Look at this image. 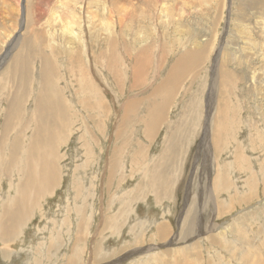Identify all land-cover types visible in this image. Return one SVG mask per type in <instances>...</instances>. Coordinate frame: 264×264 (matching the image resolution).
I'll return each instance as SVG.
<instances>
[{
  "label": "rangeland",
  "instance_id": "1",
  "mask_svg": "<svg viewBox=\"0 0 264 264\" xmlns=\"http://www.w3.org/2000/svg\"><path fill=\"white\" fill-rule=\"evenodd\" d=\"M61 1L0 0V264H264V0Z\"/></svg>",
  "mask_w": 264,
  "mask_h": 264
},
{
  "label": "bare ground",
  "instance_id": "2",
  "mask_svg": "<svg viewBox=\"0 0 264 264\" xmlns=\"http://www.w3.org/2000/svg\"><path fill=\"white\" fill-rule=\"evenodd\" d=\"M63 1V0H62ZM61 1V2H62ZM73 1V0H72ZM191 53V52H190ZM192 54L193 53H191V56H192ZM188 55V54H187ZM194 55V54H193ZM190 56V55H189ZM189 56H187V57H189ZM186 58V57H185ZM184 59V58H183ZM236 60H238V59H236ZM183 62V61H182ZM184 63V62H183ZM47 82V81H46ZM43 97V96H42ZM45 98V97H44ZM165 101V98H162V102H161V105H162V103ZM47 103V102H46ZM51 103V102H50ZM155 103H156V101H154V105H155ZM11 120V119H10ZM9 120V123L11 122ZM38 123V122H37ZM38 126H39V124H37ZM155 125V124H154ZM9 126V125H8ZM57 128V127H56ZM60 134V133H59ZM46 135H48V134H46ZM49 136H50V134H49ZM17 137V136H16ZM15 137V138H16ZM58 137V136H57ZM82 137H84V136H82ZM53 139V138H52ZM29 140V139H28ZM49 140H51V139H49ZM81 140H83V139H81ZM47 142H49V141H47ZM52 143H54V142H52ZM12 146H14V142L11 144ZM50 145V144H49ZM49 145H46V147L44 146V148L42 149L41 148V150H42V152H44L45 153V155L44 156H42L43 154H42V152H41V150H39L40 152H41V158H42V164H43V166H44V175H46V176H48L49 175V170H50V168H48V166H50L49 165V161H50V155L52 154L51 153V146H49ZM39 147V146H38ZM37 148V147H36ZM39 153V152H38ZM2 156H4V154L2 153ZM1 156V157H2ZM36 156V155H35ZM15 157H16V155H15ZM18 157V156H17ZM37 158V157H36ZM14 159V158H13ZM13 159H10V160H13ZM7 162H8V160H9V157H7L6 159H5ZM240 160V159H239ZM1 161V160H0ZM55 161V160H54ZM5 163V162H4ZM16 163V162H15ZM23 163V162H22ZM55 163V162H54ZM8 164V163H7ZM27 164V163H26ZM54 165L55 164H53V167H54ZM14 166V165H13ZM16 166V165H15ZM25 166V165H24ZM34 166V168H35V165H33ZM52 167V171H54V169L55 168H53ZM8 167H6V169H7ZM11 170V169H10ZM4 171H5V169H4ZM56 172V171H55ZM40 173V172H39ZM50 173L51 174H53L51 171H50ZM28 174V173H27ZM30 175V174H29ZM38 176H40V175H38ZM42 176V175H41ZM54 176V175H53ZM43 177V176H42ZM56 178H57V176H55ZM151 177V176H150ZM26 178V177H25ZM47 178H49V177H47ZM52 178V177H51ZM55 178V179H56ZM30 179H32V180H34L33 178H30ZM37 179V178H36ZM50 179V178H49ZM38 180V179H37ZM41 180V179H40ZM43 180V179H42ZM41 180V182H42V185H44V186H51V183H50V180H47L46 179V181H42ZM52 180V179H51ZM24 182H23V184H28V183H30L29 181H27V180H23ZM25 181L27 182V183H25ZM34 182V181H33ZM50 183V184H49ZM76 185V184H75ZM228 185V183H226V181H225V185L224 186H227ZM37 187V186H36ZM40 187V186H39ZM30 188V187H29ZM44 188V187H43ZM77 188V187H76ZM31 189V188H30ZM33 189V188H32ZM36 190V189H35ZM44 190V189H43ZM21 191V190H20ZM41 191V190H40ZM37 192V191H36ZM29 193V192H28ZM31 193V192H30ZM34 193V192H33ZM20 193H18V195H19ZM25 194H27V193H25ZM38 194V193H37ZM35 196H36V193L34 194ZM14 197V196H13ZM12 197V198H13ZM23 198V197H22ZM14 199H16V198H14ZM41 200H42V198H40ZM20 200H22V199H20ZM23 200H24V198H23ZM22 200V201H23ZM19 201V200H18ZM11 202V201H10ZM12 203H13V199H12ZM26 203H27V201L25 200L24 201V203H23V205L22 206H24V208H23V210L24 211H26L28 208H27V206H26ZM31 204H34V202L33 203H31ZM11 205V204H10ZM30 205V204H29ZM17 206H20V205H17ZM3 208V207H2ZM20 208V207H19ZM18 208V209H19ZM15 210H17V207H16V209ZM31 210V209H30ZM33 210V209H32ZM31 210V211H32ZM11 211V210H10ZM14 211V210H13ZM12 211V212H13ZM17 213V212H16ZM15 214V213H14ZM18 214V213H17ZM23 216H24V214H23ZM10 223V222H9ZM8 223V224H9ZM12 223V222H11ZM6 225V224H5ZM193 224H192V221H191V223H190V226H192ZM7 228V227H6ZM4 230V229H3ZM262 231V230H261ZM3 232V231H2ZM259 232V231H258ZM5 233V232H4ZM258 235H260V234H258ZM4 236V235H3ZM247 238V237H246ZM237 243V242H236ZM240 245V244H239ZM249 246V245H248ZM220 248V247H219ZM222 249V248H221ZM244 249V248H243ZM254 249V248H253ZM245 250V249H244ZM232 253V252H231ZM256 253V252H255ZM257 254V253H256ZM240 256V255H239ZM153 257V256H152ZM239 258V257H238ZM162 259H164V262H165V257H163ZM156 264H162V261H161V258L159 257L158 259H157V262H156ZM257 264H260L259 263V261L257 262Z\"/></svg>",
  "mask_w": 264,
  "mask_h": 264
}]
</instances>
